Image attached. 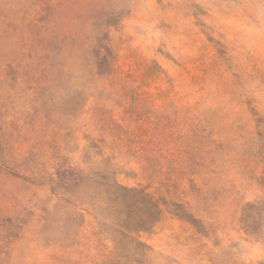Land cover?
<instances>
[{
    "label": "rangeland",
    "instance_id": "374dc122",
    "mask_svg": "<svg viewBox=\"0 0 264 264\" xmlns=\"http://www.w3.org/2000/svg\"><path fill=\"white\" fill-rule=\"evenodd\" d=\"M0 264H264V0H0Z\"/></svg>",
    "mask_w": 264,
    "mask_h": 264
},
{
    "label": "trees",
    "instance_id": "16d2710c",
    "mask_svg": "<svg viewBox=\"0 0 264 264\" xmlns=\"http://www.w3.org/2000/svg\"><path fill=\"white\" fill-rule=\"evenodd\" d=\"M91 190L90 211L101 218L104 234L116 244L118 238L149 231L162 217L159 203L144 189L120 185L107 172L100 175Z\"/></svg>",
    "mask_w": 264,
    "mask_h": 264
}]
</instances>
